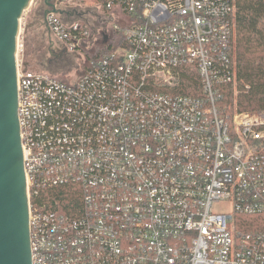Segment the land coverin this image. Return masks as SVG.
Here are the masks:
<instances>
[{
    "label": "built area",
    "instance_id": "1",
    "mask_svg": "<svg viewBox=\"0 0 264 264\" xmlns=\"http://www.w3.org/2000/svg\"><path fill=\"white\" fill-rule=\"evenodd\" d=\"M117 5L130 27L46 16L84 59L75 86L23 73L17 41L32 264H264V111L219 106L239 83L236 0L99 11ZM66 186L73 213L48 193Z\"/></svg>",
    "mask_w": 264,
    "mask_h": 264
},
{
    "label": "water",
    "instance_id": "2",
    "mask_svg": "<svg viewBox=\"0 0 264 264\" xmlns=\"http://www.w3.org/2000/svg\"><path fill=\"white\" fill-rule=\"evenodd\" d=\"M32 1L0 0V264H32L16 63L20 19ZM42 1H38L34 18L28 16L24 34L23 73L64 74L70 78L73 86L83 76L80 66L82 56L68 52L50 28L47 18L43 16L45 6L51 8L48 14L54 13L55 18L67 27L77 20L89 26L110 27L113 22L121 28L131 26L128 17L122 15L119 5L109 14H99L101 6L64 7L62 3L56 7V0L54 3L45 0L42 6Z\"/></svg>",
    "mask_w": 264,
    "mask_h": 264
},
{
    "label": "trees",
    "instance_id": "3",
    "mask_svg": "<svg viewBox=\"0 0 264 264\" xmlns=\"http://www.w3.org/2000/svg\"><path fill=\"white\" fill-rule=\"evenodd\" d=\"M106 1L100 0L102 4ZM236 5L235 55L239 83L236 89L228 88L226 99L219 106L230 113L264 111V0H236ZM182 84L192 89L197 81L186 78ZM48 193L54 195L53 202L58 203L60 211L73 213L71 209L81 202L73 186L51 189Z\"/></svg>",
    "mask_w": 264,
    "mask_h": 264
},
{
    "label": "rangeland",
    "instance_id": "4",
    "mask_svg": "<svg viewBox=\"0 0 264 264\" xmlns=\"http://www.w3.org/2000/svg\"><path fill=\"white\" fill-rule=\"evenodd\" d=\"M38 1L39 0H33L31 2L30 6L27 7L28 9L26 8V10L24 11L22 19H20V25L21 26H20L19 37H20V43H22L24 45V48H23V52L19 53V58L21 60H23V62H24V53H25L24 34H25L26 26H27L28 21H29L28 16H30L31 18H34V11H36V6L38 5ZM61 4L64 7L82 6V8H85V7L92 8L94 6H100L102 3L100 2V0H56V3H55L56 7L60 6ZM99 14H104V11H99ZM77 21H80V22H83L84 24H86L84 21H81V20H77ZM86 25H88V24H86ZM89 27L92 28L94 31L96 30V28H99V26H89ZM98 34L99 33H96V37L98 36ZM18 41H19V39H18ZM100 48L101 47H96L95 50L100 49ZM90 55H95V53H92ZM80 66H81L82 71H83L84 59L82 60ZM53 75L57 76L60 79L70 80V78L64 74H53Z\"/></svg>",
    "mask_w": 264,
    "mask_h": 264
},
{
    "label": "flooded vegetation",
    "instance_id": "5",
    "mask_svg": "<svg viewBox=\"0 0 264 264\" xmlns=\"http://www.w3.org/2000/svg\"><path fill=\"white\" fill-rule=\"evenodd\" d=\"M54 1L55 0H50V2H53L54 3ZM44 3H45V0H43L42 1V6H44ZM51 8H49V7H47V6H45L44 8H43V16L46 18V16L48 15V12H49V10H50ZM57 9V8H56ZM59 10V9H58ZM60 11V15H62L63 13L61 12V10H59Z\"/></svg>",
    "mask_w": 264,
    "mask_h": 264
},
{
    "label": "bare ground",
    "instance_id": "6",
    "mask_svg": "<svg viewBox=\"0 0 264 264\" xmlns=\"http://www.w3.org/2000/svg\"><path fill=\"white\" fill-rule=\"evenodd\" d=\"M28 6H29V5H28ZM28 6H27V7H28ZM27 7H26V8H27ZM21 19H22V18H21ZM20 26H21V25H20Z\"/></svg>",
    "mask_w": 264,
    "mask_h": 264
}]
</instances>
